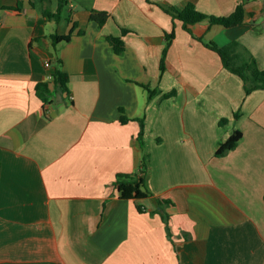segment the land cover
I'll return each mask as SVG.
<instances>
[{"label": "crops", "instance_id": "0c3cea01", "mask_svg": "<svg viewBox=\"0 0 264 264\" xmlns=\"http://www.w3.org/2000/svg\"><path fill=\"white\" fill-rule=\"evenodd\" d=\"M238 1L66 0L55 16L60 0H0V264H264V89L245 93L199 40L236 39L264 69V14L187 30L158 5L220 16ZM56 59L68 91L54 87ZM144 153L152 194L123 199L116 175Z\"/></svg>", "mask_w": 264, "mask_h": 264}, {"label": "trees", "instance_id": "16d2710c", "mask_svg": "<svg viewBox=\"0 0 264 264\" xmlns=\"http://www.w3.org/2000/svg\"><path fill=\"white\" fill-rule=\"evenodd\" d=\"M66 0H60L59 7L55 16L59 14V11ZM249 0H240L238 1L234 10L228 15H209L197 10L193 3L188 2L185 4L183 8H177L174 5H171L167 2H158V5L167 13H169L173 18H178L183 22L184 28L189 30V25L194 24L196 22H200L202 20H207L208 25L212 24H220L225 27H232L237 24H242L244 22V18L246 13L250 16L251 21L255 20L258 15L264 14V2L261 3L257 8H248L246 4ZM15 6H6V8H15ZM90 17L94 19L99 25H101L107 17V13L104 11H93L90 14ZM71 36V32L58 35L53 34L51 36L52 41L57 43L59 41L69 40ZM174 36L173 30L170 33H166L165 35V44L162 50L160 69H164V57L167 50V47ZM109 40L112 43L114 49L118 52L122 50L123 42L120 37L117 36H109ZM207 47L217 52L223 66L229 70L231 73H234L240 77L244 85V92L248 93L251 90L260 88L264 89V69H260L257 65L255 58L252 54L247 50L245 46H243L238 40L233 39L224 45H218L212 40H202L199 38ZM60 59H56V66L53 71V84L58 90L68 91L67 82L68 75L61 69ZM146 86L149 95H151L154 90L149 89V86ZM50 88L46 81L40 82L36 84V93L42 98V100H48L50 96ZM169 95V94H168ZM238 112H234L233 116L237 117ZM127 117L122 116V121H125ZM226 119H222L223 122ZM140 129L137 134V138L140 142H142L143 138V119L139 121ZM241 132L238 129H234L231 133L221 141L215 150V155H222L226 153L228 150L234 148L237 144V141L240 139ZM148 153H144L141 158V162L138 166V169L132 173H118L116 175V184L118 195L123 199H134L139 200L150 196L152 193L145 185V177L147 175L148 170ZM160 208L156 211L160 214L162 221L165 223L167 235H170V228L168 225V213L164 210L163 205L169 204L168 200L159 199ZM138 210H142V206L137 204Z\"/></svg>", "mask_w": 264, "mask_h": 264}, {"label": "built area", "instance_id": "2783aa9c", "mask_svg": "<svg viewBox=\"0 0 264 264\" xmlns=\"http://www.w3.org/2000/svg\"><path fill=\"white\" fill-rule=\"evenodd\" d=\"M45 65L49 66L50 62L49 61H45Z\"/></svg>", "mask_w": 264, "mask_h": 264}]
</instances>
